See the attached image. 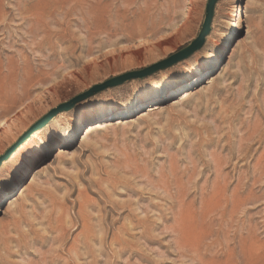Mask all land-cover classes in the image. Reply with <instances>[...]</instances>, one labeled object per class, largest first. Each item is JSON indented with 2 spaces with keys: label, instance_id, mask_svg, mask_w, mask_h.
Returning a JSON list of instances; mask_svg holds the SVG:
<instances>
[{
  "label": "rangeland",
  "instance_id": "obj_1",
  "mask_svg": "<svg viewBox=\"0 0 264 264\" xmlns=\"http://www.w3.org/2000/svg\"><path fill=\"white\" fill-rule=\"evenodd\" d=\"M206 3L0 0V157L100 91L1 165L0 264H264V0H218L194 76L160 78L203 47L139 78L197 38Z\"/></svg>",
  "mask_w": 264,
  "mask_h": 264
},
{
  "label": "water",
  "instance_id": "obj_2",
  "mask_svg": "<svg viewBox=\"0 0 264 264\" xmlns=\"http://www.w3.org/2000/svg\"><path fill=\"white\" fill-rule=\"evenodd\" d=\"M217 2H218V0H207L206 8H205L204 21L202 23V26L200 28V31L198 33L197 38L190 45H188L186 48H184L183 50H181L177 54L173 55L170 59H168L167 61H165L161 65L157 66L156 68H153L152 70H149V72L139 73L140 77L138 76L139 75L138 73H132L130 75L125 76L124 78H121L119 80L111 82L110 84H108V86L110 88H113V87L120 86V85L124 84L125 82H129L132 79H136L138 77L139 78H145V77H147L149 75L154 74L155 72H157L159 70H163L165 68L177 65L178 63H180V62L188 59L189 57H191L197 51L201 50V48L203 47V45H204V43L206 41L207 36L209 35V33L211 31V24H212L213 15H214V11H215V7H216ZM99 92H100L99 90L95 91L94 93H92V94H90V95H88L86 97H83V98H81L79 100H76V101H74L73 103H71L69 105L63 104V105L59 106L58 108H56V109L52 110L51 112H49L44 117H42L37 123H35L24 134V136L20 139V141L18 142V144L16 146H14L5 156L0 157V167L3 164V162L7 161L11 157L13 152L21 144H23L25 141H27L32 136V134H34L35 132H38V131L44 129L48 124H50V122L58 114H60L62 112L69 111L76 104H78L79 102H81L85 98L91 97V96H93V95H95V94H97Z\"/></svg>",
  "mask_w": 264,
  "mask_h": 264
},
{
  "label": "bare ground",
  "instance_id": "obj_3",
  "mask_svg": "<svg viewBox=\"0 0 264 264\" xmlns=\"http://www.w3.org/2000/svg\"><path fill=\"white\" fill-rule=\"evenodd\" d=\"M226 39L230 40L231 39V34L226 35ZM209 46L206 44L203 49L196 53L190 60L186 61L185 63L180 64V66H178L175 70H172L171 72L169 70L162 72V74L160 75V78H165L168 75H172V78L179 79L181 78L185 73H187L189 76H194L197 72V70H199L200 68H202L208 61L216 59V55L213 54L209 48ZM194 60V64L190 65V61ZM194 67L196 68V70H194ZM168 74V75H167ZM157 76L154 77H149L148 79H146L144 82H142L143 84L140 86H135V92L138 93L141 90L145 89V87L149 88L151 87L153 84H155L157 82ZM144 93V92H142ZM115 95L113 93H108V94H104V95H99L96 96L88 101H85L84 103L79 104L75 110L72 111L71 116L75 115L76 118L78 117H84V113L90 109H92L95 106H100L103 104H111V102L114 100ZM63 135H59V136H55L54 138V142H59L62 139ZM39 151V148H36L35 152ZM33 151H30L28 153V155L25 157V160H30L34 153Z\"/></svg>",
  "mask_w": 264,
  "mask_h": 264
}]
</instances>
